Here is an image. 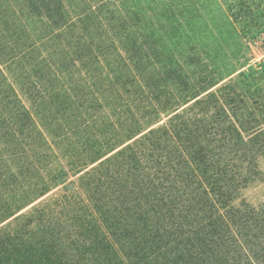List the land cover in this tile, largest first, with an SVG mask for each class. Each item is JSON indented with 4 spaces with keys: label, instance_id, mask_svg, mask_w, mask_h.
<instances>
[{
    "label": "rangeland",
    "instance_id": "1",
    "mask_svg": "<svg viewBox=\"0 0 264 264\" xmlns=\"http://www.w3.org/2000/svg\"><path fill=\"white\" fill-rule=\"evenodd\" d=\"M195 93L203 101L191 106ZM173 124L215 151L234 127L257 172L228 153L248 177L232 204L264 213V150L254 153L264 138V0H0V264H231L209 225L264 264V236L227 218L221 231L212 196L202 197L210 220L190 222L189 207L179 236L155 220L167 211L154 197L130 195L171 166L173 142L186 143ZM191 177L182 176L185 203L201 208L190 199L204 179ZM114 185L129 195L117 200ZM181 210L171 209L175 225Z\"/></svg>",
    "mask_w": 264,
    "mask_h": 264
},
{
    "label": "trees",
    "instance_id": "2",
    "mask_svg": "<svg viewBox=\"0 0 264 264\" xmlns=\"http://www.w3.org/2000/svg\"><path fill=\"white\" fill-rule=\"evenodd\" d=\"M238 4V3H237ZM245 11V10H244ZM193 90V89H192ZM206 89H203L202 91L205 92ZM200 94H194L193 97L190 100H193L190 104L191 106L193 104L201 103L203 100L201 98H198ZM185 98V97H184ZM188 99V98H187ZM184 100V99H183ZM189 100H184L183 104H187ZM177 103H173V106H176ZM173 115H176V109L172 112ZM160 119H155V123L158 122ZM180 123V122H177ZM172 126L173 131L175 130V124L170 125ZM231 130H236L234 127H231V129L227 132L228 135L224 134L223 137H220L219 140L225 145L222 146V149L219 151L212 150L211 148H204L200 147L196 143V147H194V141H191V137L189 135H185L182 131L175 130L174 131V137L177 140H180L184 138L186 143L182 146L178 143L173 142V148H172V154L177 153V155L173 156L171 166L168 165L165 168L166 170L162 172V176L160 179H154L150 180L149 182H146V186L144 189L135 187L133 191H131V194H138L136 196V199L140 202V200L144 197L149 198L150 196L155 198V200L151 201L152 206H158L160 209H166V212H163L158 216L155 220L158 223H161L162 221L170 223V225L173 226L174 230L178 233L179 236L182 234L188 233L189 230H185L181 232L180 225H186L189 224L192 220L200 222L199 224H203L208 220H205V217H202L204 214V209H209V207L205 206L204 200L202 197L205 195L212 196L214 199L212 200V203L209 201L210 207H212V210L215 212L214 220L219 222L220 224L223 223V228L221 231H227L229 230V226L226 223L225 218L230 219L234 228H238L239 232H242L245 229H248L250 231V236H254L256 239H261L262 236H264V213L262 211H257L253 207L247 204H243L242 208H238L233 206L232 202L235 198V195H233L234 192L237 193L239 189V182H242V184L247 183V176H244L240 173L241 165L239 163H235V156L234 154H228L231 150H234L238 152L237 158L241 157L240 161L244 160L249 163V157L247 149H245V144L241 142L235 141L234 137H231ZM159 128L149 129L148 133L158 132ZM189 134V132H187ZM255 135V134H254ZM254 135H251L253 137ZM256 136V135H255ZM147 141L149 144L147 145L148 148L155 150L156 145L152 138H147ZM232 141V142H231ZM255 141V140H254ZM240 143V144H239ZM264 150V138H262V142H259L257 144L256 150L254 153L260 154ZM254 151V150H253ZM98 152V151H97ZM99 153V152H98ZM101 153V152H100ZM99 153V154H100ZM149 153V152H147ZM228 154V155H227ZM254 156V155H253ZM250 158L251 162H254L253 158ZM227 157V158H226ZM178 158V159H177ZM104 161L108 160V157L103 159ZM239 160V159H236ZM250 168L246 169L250 174L256 173L255 167H253L249 163ZM172 172H174L172 175H170ZM179 172L181 177L179 176ZM197 173L201 174L204 180H200L197 187L201 189L202 196L192 197L190 200H192L194 203L197 204V202L201 201L204 206L201 208H198L195 204L192 206H186L185 202H188L187 195L190 193L191 183L186 181L182 182V176L184 175L185 178L191 177L192 183L194 182V177L197 176ZM240 173V174H239ZM170 175V176H169ZM199 178H197L198 180ZM196 180V181H197ZM241 180V181H238ZM145 180L142 181V183ZM195 181V183H196ZM182 182V184H181ZM154 183V184H153ZM194 183V184H195ZM112 191L117 193L116 199L119 200L123 196H128L129 192H122L117 186L114 185V188H111ZM97 191V189H96ZM106 194V193H105ZM179 195V197H178ZM144 196V197H142ZM183 196V198H182ZM178 197V199H177ZM94 207L97 209L101 204L99 200H92ZM106 201H103V205L106 208ZM212 204V205H211ZM182 207V210L180 214L182 217L177 222V224H174V213L171 212V209L175 206ZM189 207L194 209V213L190 216V222L183 223L182 219L187 221V216L189 211ZM177 208V207H176ZM202 210V211H201ZM223 210L224 214L223 216H220L218 214L219 211ZM162 212V211H161ZM105 214V213H104ZM191 214V213H190ZM206 214V212H205ZM211 217V216H210ZM224 218V219H223ZM169 220V221H166ZM179 228V231H177V227ZM210 231L214 232L215 235H218L219 240L222 241L223 245L226 247L225 252L227 251V245L231 248L230 253H234V256H229L230 263L231 264H252L251 257L249 253H246L244 250V247L234 244L227 243V236L219 234L217 229L213 228L212 225ZM188 229H192V233H196L198 230H196L197 226H186ZM195 227V228H194ZM220 231V230H219ZM222 233V232H221ZM195 242V240H192ZM209 242H215L211 237L209 238ZM215 244V243H213ZM247 244H252L255 246L254 241L247 240ZM223 245H219L218 250L212 245V253L217 255V258L220 261H224L225 258L222 257L224 252ZM256 247V246H255ZM260 247V245H257V249ZM255 249L254 252H252V256L258 257L262 256V252ZM190 253V252H189ZM192 254V253H191ZM243 257V262L240 260V258ZM229 264V263H228Z\"/></svg>",
    "mask_w": 264,
    "mask_h": 264
}]
</instances>
